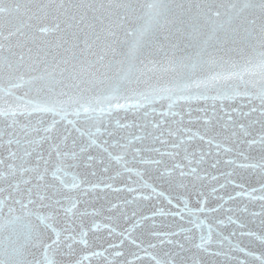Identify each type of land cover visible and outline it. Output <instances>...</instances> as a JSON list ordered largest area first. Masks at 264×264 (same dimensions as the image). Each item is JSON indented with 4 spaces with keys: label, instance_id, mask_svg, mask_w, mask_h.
<instances>
[{
    "label": "water",
    "instance_id": "obj_1",
    "mask_svg": "<svg viewBox=\"0 0 264 264\" xmlns=\"http://www.w3.org/2000/svg\"><path fill=\"white\" fill-rule=\"evenodd\" d=\"M10 0H5L6 6ZM44 3H51L50 11L53 15L45 16L39 13L36 4L40 0H34L32 12L27 16L17 17L15 15H5L3 22L0 23V45H3V56L8 57L11 48L15 52L14 60L20 62V55L23 54L25 59L22 62L25 68L20 72H9L7 64L0 61V71H2V79H0V107H7L9 104L17 108L19 112L31 108L37 103H43L46 92H39L38 89H45L47 81L38 79L43 73L45 63L49 65V71H59L65 68L62 63L66 58H71L73 54L76 59L72 62L76 65V71L82 72L85 77L90 72H96L108 60L112 59L111 45L113 37L107 31V21L105 26L97 24L94 32L88 33L87 45L83 34L80 39H76L69 35L63 15L56 13V7L60 0H43ZM68 6L70 0H64ZM94 3L97 8L100 4H104L105 8L98 11L97 15L108 16L107 7L109 3H116L118 0H88ZM187 7V5H185ZM32 13H36L33 15ZM31 16V19H29ZM59 23L60 28L56 29L55 25ZM19 29V31H17ZM48 29L47 32L41 31ZM11 34V35H10ZM119 36L123 39V32H119ZM177 39H181L177 37ZM232 47L227 45L226 48ZM224 60L229 63L218 66L214 72H200L198 78L206 79L210 74H228L230 72L242 71L240 67H233V64L242 65L244 58L235 51H221L219 53ZM156 63L149 64L144 69L143 75L140 76L138 82H134L130 86V91L116 99H109L106 95H99V105L94 106L99 109H105L104 124L101 125V132H112L109 136L104 134L97 137V144L100 147L92 146L85 153L81 154L80 166L75 169H69L70 172H75L81 181L84 183L75 189L62 188L59 180H53L51 177L52 165L56 162V153L52 149L53 144H60L62 151H71L73 142L76 143V151L79 152V145L87 141V136H81L79 132L68 125L66 121H61L57 124L56 130L49 133L53 137L51 141L44 142L39 147V152L43 155V160H40L36 152L33 151L32 157L27 161H22L20 157L23 155L24 149L28 146L29 140L39 139L44 133L35 132L33 129L42 119L45 123H50L52 116L45 113L33 112L31 116L18 115L17 124L15 127H9L10 121H0V134L3 136V147L0 148V159L4 160V164L0 166V174L7 175L8 165L15 164L18 168L24 163L25 167H39L40 174L44 173L45 163L49 161V172L43 181L38 180V174L35 172H25L22 175L18 172L13 177H8L0 186L4 188V192L0 195V201H7L9 194L12 197L19 198L22 194L26 197V190L33 189L35 198L36 185L39 183L43 191L44 186L47 187V197L45 204L51 203V200L63 198V206L56 211L57 223L56 227L64 235L76 236L77 242L73 244L76 250L75 256L57 255L55 259L58 264H73V261L82 260L83 264H155L153 257L160 259H168L165 257L166 252L176 253L180 251L178 246H174L166 242V239L179 240L185 244V249L179 256L172 258V264H253L254 257L246 255L245 252L253 253L259 256L264 252V245L255 239L254 236H249L248 233H261V221L264 216L261 215L262 205L264 201L260 200L264 193L260 191L262 187L261 174L259 168H241V164L256 163L260 152L259 144L249 145L247 143H235L236 137L232 134L231 121L228 116L231 115L233 121L236 122V132L239 133V124L248 125L249 119L258 117L259 112L252 113L251 117L245 118L239 115V111H250L251 107H259L258 101H252L250 104L247 98L240 96L235 99L227 98L231 95V86L238 81L220 80L218 83L210 82L208 87L191 90L192 100L177 99L181 95L176 93L173 99H151L145 101L144 95H148L153 91H159L161 88L172 86L179 79V72L173 71L167 64V61L162 58V55L157 54L155 57ZM32 67L31 71L27 69ZM69 69L72 64H68ZM257 76H245V79L257 80ZM17 85L12 88L11 85ZM11 88V95L9 89ZM68 91V89H65ZM200 92L206 98L195 99V96ZM183 95H189L185 92ZM213 97H219L213 99ZM64 99H67L66 97ZM136 104L143 103L144 108L139 109H124L116 108L119 104ZM173 104L170 112L168 105ZM111 107V113L108 109ZM148 115L145 119V112ZM174 112L175 115L171 113ZM169 113L168 115H161ZM59 121L60 117H56ZM67 119L76 121V127L81 131L87 132L89 125L85 123L84 114L77 118L72 112H69ZM156 123L160 124L157 129L154 127ZM147 124V131L160 135L163 133V140L166 143H160L154 138L145 140H137L136 137L143 134L145 129L142 127ZM118 125H126L120 127ZM27 129V133L24 131ZM95 132V128L91 129ZM171 131L172 135L168 133ZM259 125H255L251 129V135L241 137L245 140H252L253 137L258 138ZM203 136L204 139H200ZM19 140V147L15 142L11 145V150L17 152V159L10 160L9 157V139ZM66 138V139H65ZM213 140L209 145L207 141ZM107 141V143H105ZM131 141L129 144L128 142ZM117 142L127 145L126 148L113 147ZM220 147L217 148L216 144ZM66 145V147H65ZM107 148V151L104 149ZM159 148L164 153L151 152L147 149ZM232 151H225V149ZM138 149L144 151L137 152ZM188 156L186 157V152ZM51 152V157L49 154ZM113 155L124 154L127 161V169L117 165L112 160L108 153ZM171 153L172 155H168ZM195 153V156H192ZM203 153V157H201ZM211 153V155H209ZM238 153H243L240 155ZM91 155L94 160L87 161L85 158ZM247 155L251 159L245 160ZM136 156V160H133ZM145 159H162V165H154L150 163H140L139 157ZM193 163H189V160ZM203 159V163L200 160ZM234 160L235 164L229 165L227 161ZM216 161L220 163L216 167L212 164ZM70 162V161H69ZM89 164L90 166H85ZM179 165V167H176ZM160 171L172 173L171 178L168 176L161 177L157 168ZM192 168L197 169V173L191 172ZM181 171L185 174L181 176ZM141 175L137 176L136 173ZM232 173L231 176L227 175ZM215 176L217 179H212ZM65 179L70 180L71 177ZM30 180L31 183L25 184L23 181ZM19 183V191L13 187ZM186 187H181V185ZM110 185V187H109ZM220 185H224L223 188ZM95 186V187H94ZM213 187L217 189L215 195L207 196V208H219L215 212L202 214L207 216V222L211 223L215 230L219 232L223 238L221 243L213 235L214 243L208 246V251L198 249L194 243L199 242V232L195 233L196 240L193 244L188 243L182 236L165 237L163 234L171 233L178 230L181 226L187 228L189 225L181 220L179 216L164 215L161 216L153 213L158 208H163L166 212H176V205L180 198L190 200L191 206L196 205L195 192L204 191L206 194L211 193ZM56 189H59L58 191ZM134 189V191H130ZM155 189V191H153ZM255 189V191H253ZM150 197L144 199L143 197ZM223 196L224 200L218 199ZM229 197H233L229 199ZM251 197V198H250ZM76 199V208L73 210L75 215L63 211V208L68 207L70 200ZM168 199H172V204H168ZM182 206V205H180ZM13 207L19 208L18 205ZM53 208H56L53 205ZM232 209V211H229ZM246 209V210H245ZM42 211L51 213L53 209H43ZM7 213V207L4 208ZM87 212L88 215L82 216L81 213ZM93 213H95L93 215ZM255 213V215H253ZM19 214V212H17ZM152 217L145 220L144 217ZM231 216L236 223H230L228 217ZM223 221V223H221ZM83 222L86 230L91 229L93 222L100 225L99 229L89 231V246L85 247L78 243V233L80 231V223ZM135 225V227H133ZM243 225V227H241ZM153 226L156 232L161 233L157 237L153 235ZM67 228L68 232L63 230ZM75 229V231H73ZM109 229H112V235H109ZM131 232V239L124 240L120 244V233L128 235ZM206 232V229H205ZM244 235H240V233ZM236 233L235 236L232 234ZM164 239L163 244L160 243ZM135 240L136 243H132ZM229 241L235 245L229 247ZM239 241V244L236 242ZM113 243L117 244L116 248L111 247ZM156 244V248L149 247V244ZM137 244L140 247H137ZM146 249V251H145ZM65 252L66 248L63 249ZM123 253L122 256H116V252ZM99 253V255H94ZM136 253V255H133ZM254 264H259L255 261Z\"/></svg>",
    "mask_w": 264,
    "mask_h": 264
},
{
    "label": "snow or ice",
    "instance_id": "obj_2",
    "mask_svg": "<svg viewBox=\"0 0 264 264\" xmlns=\"http://www.w3.org/2000/svg\"><path fill=\"white\" fill-rule=\"evenodd\" d=\"M34 0H10L7 4L5 0H0V23L3 22L5 15L8 16H27L33 9ZM187 5V7H185ZM37 11L43 13L45 16L53 15L50 11L51 3H40L36 5ZM105 5L100 4L99 8L94 3L88 0H70L68 6L65 5L64 0L56 7V13L65 17L64 23L70 31L69 35L76 39H80L83 34L85 44L87 45V36L89 32L95 35V28L97 24L106 27L108 33L113 37V44L111 47L112 59L108 60L96 72H90L87 77L82 72L76 71V65L72 63L76 56L73 54L71 58H66L62 61L65 68L57 74L56 71H49V65L45 63L43 73L38 77L40 81H47L45 89H38L39 92H46L45 100L43 103L37 102L30 111L19 112L17 108L12 105L0 107V121H10L9 127H15L17 124L18 115L31 116L35 113H45L52 116L50 123H45L40 120L37 126L33 129L35 132H43L44 135L36 140H29L28 146L25 147L23 155L20 157L22 161H27L32 157L33 151L36 152L40 160H43L42 153L39 152V147L47 141H51L53 137L49 135L56 130L57 124L61 121H66L68 125L73 128L80 135L87 136V141L79 145V152L76 149V143L73 142V149L71 151H62L60 144H53L51 147L56 153V162L52 165L51 177L53 180H59L60 186L67 189L79 188L84 181H81L75 172H70L69 169H75L80 166V160L83 158L81 154L85 153L90 147L96 146L97 137L104 134L109 136L113 135L105 128V132H101V125L104 124L105 109L100 107L97 109L93 104L95 99L96 105H99V95L104 94L109 99H116L126 95L130 91V86L134 82H138L144 69L149 64H155V57L157 54L162 55V58L167 61L168 66L173 71L179 72V79L174 82L172 86L161 88L159 91H153L148 95H144L143 99L150 102L151 99H173V95L180 93L177 99L192 100L194 97L190 94L193 87L196 89L207 88L209 83H218L220 80L224 81H238L231 86V95L227 98L235 99L243 96L247 98L251 104L252 101H258L259 107L253 106L250 111H239L241 117L249 118L252 113L259 112L255 119H249L248 125L239 124L240 132H236V122L233 121L231 115L228 116L231 121L232 134L236 137L235 143H247L250 146L259 144L258 151L260 156L256 163L241 164V168H259L261 174L262 187L260 191L264 193V0H118L116 3H109L107 7L108 16L97 15L96 13L104 9ZM36 15V13H32ZM31 19V16H29ZM56 29L60 28V24L55 25ZM19 31V29H17ZM41 31L47 32L48 29ZM123 32V39L119 36V32ZM11 35V34H10ZM180 37L181 39H177ZM227 45L232 47L226 48ZM3 45H0V61L7 64L9 72H20L25 68L22 63L25 59L24 55H20V62L14 60L15 52L11 48L8 49L9 56H3ZM221 51L232 52L235 51L244 58L242 65L233 64V67H240L242 71L230 72L228 74H210L206 79L198 78L200 72L212 73L221 65L229 63L219 55ZM72 64V68L67 67ZM28 71L32 70L30 66ZM257 76V80L245 79V76ZM2 71H0V79H2ZM12 88L17 85H11ZM68 89V91H65ZM189 95H183V93ZM11 88L9 95H11ZM67 99H64V98ZM206 98L202 92L195 96V99ZM219 97H213L217 99ZM116 108L124 109H139L144 108L143 103L137 102L136 104H119L115 105ZM168 108L171 112L173 104H169ZM69 112H72L77 118L84 114L85 123L89 125L88 131L83 132L80 128L76 127V121L67 119ZM111 113V107L108 109ZM169 113H162L161 115H168ZM175 115L174 112L171 113ZM147 111L145 112V119L147 118ZM56 117H60L58 121ZM259 125L258 138L253 137L252 140H245L241 137L251 135V129ZM120 127H127L126 125H118ZM95 128V132L91 129ZM145 131L142 135L137 136V140H145L154 138L160 143H166L163 140V133L154 135V133L147 131V124L142 126ZM157 129L160 127L159 123L154 125ZM27 133V129L24 130ZM172 135L171 131L168 133ZM66 139V138H65ZM200 139H204L203 136ZM3 136L0 134V148L3 147ZM15 142L19 147L20 141L13 139L8 140L9 145V159L15 161L17 159V152L11 150V145ZM107 143V141H105ZM129 144L131 141L128 142ZM209 145L213 143L212 139L207 141ZM66 147V145H65ZM116 148H126L127 145L117 142L113 145ZM216 147L219 148L220 144L217 143ZM107 151V148L104 149ZM151 152L164 153L159 148L147 149ZM144 151L138 149L137 152ZM225 151H232L226 148ZM186 157L188 156L187 151ZM243 155V153H238ZM109 157L116 162L117 165L127 169V161L124 154L113 155L108 153ZM168 155H172L169 153ZM201 153V157H203ZM211 155V153H209ZM195 156V153H192ZM51 157V152L49 154ZM87 161L94 160L91 155L85 158ZM245 160L251 159L249 156H244ZM136 160V156H133ZM70 161V162H69ZM140 163H150L154 165H162V159H145L143 156L139 157ZM44 173L40 174L39 167H25L22 163L19 168L15 164L8 165L7 175L0 174V182H3L8 177H15L19 172L21 175L25 172H35L38 174V180L43 181L49 172L48 163L44 161ZM193 163V160H189ZM203 163V159L200 160ZM220 161L212 164L216 167ZM229 165L235 164L234 160L227 161ZM4 164V160L0 159V166ZM85 166H90L86 164ZM179 167V165H176ZM160 176L163 178L168 176L171 178L172 173L160 171L157 168ZM193 174L197 173L196 168H192ZM185 173L181 171V176ZM137 176L141 173L137 172ZM227 175L231 176L232 173ZM71 177L70 180L65 179ZM212 179H217L213 176ZM25 184L31 183L30 180L23 181ZM16 191H19V183L13 185ZM47 187L44 186L42 191L40 184L36 185L35 198L33 196V189L26 190V197L22 194L19 198H13L9 194L7 201H0V264H58L55 259L57 255L75 256L76 250L73 244L77 242L76 236L64 235L57 229V216L56 211L63 206V198L51 200V203L45 204L47 197ZM95 187V186H94ZM110 187V185H109ZM181 187H186L183 184ZM221 188L224 185H220ZM57 191L59 189H56ZM134 191V189H130ZM155 191V189H153ZM255 191V189H253ZM4 192V188L0 186V195ZM217 189L213 187L212 192L206 194L204 191L195 192L196 205L191 206L190 200L180 198L179 203L176 205V212H166L163 208H158L154 211L153 216L159 214L179 216L184 220L189 227L181 226L178 230L171 233L163 234L166 238L171 236H182L185 241L193 244L196 240L195 233L199 232V242L194 243L198 249L208 251V246L214 243L213 235L223 242V238L219 232L215 230L211 223L207 222V214L220 210L219 208H207L205 205L208 203L207 196L215 195ZM150 199V197H143ZM233 197H229L232 199ZM251 198V197H250ZM218 199L224 200L223 196ZM264 201V196L259 198ZM172 199H168V204H172ZM77 200L71 199L69 206L63 208L67 215L72 213L76 208ZM18 205L19 208L13 207ZM53 205L56 208H53ZM182 205V206H180ZM7 207V213L4 208ZM53 209L51 213L42 211L43 209ZM264 209V205H262ZM246 210V209H245ZM232 211V209H229ZM19 212V214H17ZM95 213H93L94 215ZM82 216L88 215L87 212L81 213ZM255 215V213L253 214ZM261 215L264 216V210ZM152 217L145 216V220ZM230 223H236L231 216L228 217ZM223 223V221H221ZM80 231L78 233V243L89 246V231L100 228V225L93 222L91 229L86 230L83 222L79 225ZM135 227V225L133 226ZM243 227V225H241ZM206 229V232H205ZM64 232H68L65 228ZM75 231V229H73ZM153 235L161 236V233L156 232L153 226ZM109 235H112V229H109ZM233 236L236 233L232 234ZM244 235V233H240ZM249 236H254L261 245H264V220L261 221V233L256 234L249 232ZM120 244L124 240L131 239V232L128 235L120 233ZM164 239L160 243L163 244ZM166 242L174 246H178L180 251L176 253L166 252L165 257L168 259L160 258L155 259V264H172V258L179 256L185 249V244L179 240L166 239ZM132 243H136L132 240ZM239 244V241L236 242ZM235 245L229 241V247ZM111 247L116 248L117 244L113 243ZM137 247H140L137 244ZM149 247L156 248V244H149ZM66 248L65 252L63 249ZM146 251V249H145ZM116 256H122L123 253L117 251ZM246 255L253 256L254 261H259V264H264V252L259 256L253 253L245 252ZM99 255V253H94ZM136 255V253H133ZM73 264H83L82 260L73 261ZM119 264V262H116ZM131 264V262H128Z\"/></svg>",
    "mask_w": 264,
    "mask_h": 264
}]
</instances>
